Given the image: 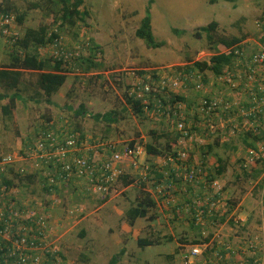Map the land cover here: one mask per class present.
<instances>
[{
	"label": "rangeland",
	"instance_id": "rangeland-1",
	"mask_svg": "<svg viewBox=\"0 0 264 264\" xmlns=\"http://www.w3.org/2000/svg\"><path fill=\"white\" fill-rule=\"evenodd\" d=\"M9 1L19 12L26 14L23 24L16 26L18 35L25 28H36L47 20L45 13L29 10V3L35 0H0V3ZM83 2V7L89 12L86 25H79L77 29L54 27L53 30H57L65 45H79L84 58L91 55L92 45L97 46L95 56L102 66L88 72H67L65 85L52 95L51 103H47L33 87L34 73H25L18 101L13 105L8 99L0 101L1 153L15 156V167L22 166L36 177L28 183L25 176L13 179L16 173L12 171L8 178L19 179L26 184L25 199L37 200V203L31 202V206L28 201L22 204L26 209L43 211L49 216L53 229L47 239L59 255V264H108L120 250H125V253L117 264H178V242L194 234H186V227H180L177 220L176 224L168 222V217L157 216L154 221L137 219L130 226L125 212L136 203L139 188L123 187L117 183L107 200L100 204L97 200L101 199L86 197L83 187L74 182L69 186L57 185L60 193L57 201L53 202L42 189L48 185V180L33 171L28 163L18 161L19 153L26 141L33 140L42 128L56 121H67L71 129L119 142L148 143L156 139L155 144L161 146L178 142L180 135L164 120L137 116L126 103L125 96L129 98V84L132 82L128 72L135 70L136 73L153 75L157 70L169 71L165 68L171 67L170 71L177 75L184 73L182 68L187 65L207 61L211 52L205 33L199 28L216 19L220 22L217 23L218 36L225 39L254 37V21L264 9V0H216L214 4L197 0H153L150 7L151 33L157 42L162 43L156 49L148 48L135 36L148 0ZM82 42L86 46L83 47ZM8 51L7 43L0 38V66L8 63ZM41 54L47 56V53ZM185 93L186 100L192 104L190 107L193 106L197 96L190 87ZM3 105H10V112L6 115L1 109ZM79 106L83 107L84 114H76ZM106 113H112L114 122L94 119V115ZM234 141L239 144L240 138ZM226 158L230 161V155ZM235 164L230 176L225 175L226 179H232L228 193L241 202L244 200L241 214L245 218L248 217L245 210L251 214L247 218L250 228L264 229V163L257 166L263 171L256 179L250 177L248 170L236 169ZM147 186L152 190L150 184ZM138 239L152 240L155 245L141 247Z\"/></svg>",
	"mask_w": 264,
	"mask_h": 264
},
{
	"label": "built area",
	"instance_id": "built-area-1",
	"mask_svg": "<svg viewBox=\"0 0 264 264\" xmlns=\"http://www.w3.org/2000/svg\"><path fill=\"white\" fill-rule=\"evenodd\" d=\"M254 28V37L230 47L218 46L220 54L230 57L218 74L192 70L176 75L167 67L169 71L157 70L152 77L136 76L128 90L147 117L164 120L185 144L176 157H150L156 170L172 177L174 187L189 200L185 213L199 227L197 237L178 244V264H264V229H251L247 218L230 209L222 188L208 179L206 165L194 159V151L207 143L208 136L217 137L220 143L249 136L252 146L246 148L240 169L264 160V9ZM0 36L12 44L18 36L13 18L2 13ZM52 48L54 58L62 57L66 69L71 58L82 54L79 45L73 51L65 50L61 39ZM187 87L197 96L191 107L186 100ZM33 140L30 150L19 153L18 161L46 178L44 189L49 192L48 187L75 182L102 199L126 169L128 175L138 174L143 179L149 169L148 156L137 141L93 138L79 132L59 134L52 128ZM16 163L15 156L0 150V243L9 245L4 264H59L56 249L47 239L53 229L49 216L18 204L13 189L1 183L10 168L25 176V168L15 167ZM146 183H151V176ZM155 191L161 197L172 194L164 185ZM48 195L57 201L51 192ZM166 200L179 199L172 195Z\"/></svg>",
	"mask_w": 264,
	"mask_h": 264
},
{
	"label": "trees",
	"instance_id": "trees-1",
	"mask_svg": "<svg viewBox=\"0 0 264 264\" xmlns=\"http://www.w3.org/2000/svg\"><path fill=\"white\" fill-rule=\"evenodd\" d=\"M215 1L216 0H208L210 4H214ZM224 1L234 2L235 0ZM152 3L153 0H148L145 15L140 20L139 26L135 31V36L136 38L143 40L148 48L156 49L161 47L162 43L157 42L151 33L150 7ZM83 4V0H35L29 3V10H37L41 13H45V18L47 20L43 23H40L36 28H25L22 34L17 36L13 44L3 38L7 43V47L9 49V60L7 64L0 66V88L2 89V92H0V101L8 99L11 105H13L15 101H18L21 98L20 85L22 84V79L25 73H34L36 75V79L33 87L40 95H42V97H44L47 103H51L50 98L52 97V95L57 93L58 90L65 85V82L68 79L66 74L67 72H69L70 70H80L82 72H88L92 69H99L102 66L101 61L97 58V56H95V53L98 52L96 51L97 46L93 45L90 47L91 55H89L87 58H84L83 54L71 58L72 60L68 69L64 68L66 67V62L62 57L54 58L53 56L54 50L52 46L54 45L55 41L59 39L62 40L65 50L67 49L73 51L74 49H76L72 45H65L62 37L59 36L57 30H53V28L57 27L58 29H77L79 25H86V22L89 19V12L86 8L83 7ZM0 13L11 16L16 26H21L26 17V14L19 12L17 8H15L10 3V1L0 3ZM217 27V22L212 21L207 24V26L199 28L202 32L205 33L208 43V50L209 52H211V54L207 61H197L182 68L187 73H189V71L191 72L192 70H199L218 74L221 69L230 61V57L228 55L220 54L218 52V46L224 45L226 47H230L244 40V37H233L230 39H225L223 36H218L216 33ZM173 31L176 32L175 30ZM0 38L2 37L0 36ZM82 46H86V43L82 42ZM42 52L47 53V56H43L41 54ZM125 101L137 116L146 117L142 107L138 104V102L132 101L126 96ZM1 109L2 112L6 115L10 112V105H3ZM76 114H84V109L82 106H79ZM94 119L97 121L104 119L109 122H114V116L112 115V113H106L103 115L97 114L94 115ZM68 125L69 124L67 123V121L52 122L49 126H45L44 128H42L39 133L47 130L48 128H52L53 130H56V133L59 134H63V132H79L82 136H91L94 138V136L92 135L71 129L68 127ZM102 138L110 139L107 137ZM155 140L148 143L141 142L144 147L145 153L148 156V159L146 161L147 163H149V169L146 172L145 178L143 179V177L138 174L128 175V172H126V174L119 176L118 179L113 181V186L110 188V191L117 183H121L123 187L135 186L139 188L140 192L139 196L136 199V203L131 205L125 212L126 220L128 221L129 225H134L137 219H147L149 221H154L157 216L160 218L168 217V222L175 223V221L177 220L180 227L185 226L187 228V231H185L186 234L190 232L194 234L193 237H186L185 239L179 241L178 244H180L185 240L197 237L198 235L196 229L199 230V227L195 225L193 218H190L186 215V204L189 203V200L184 195H181L179 191L174 187L172 177H165L162 172L156 170V165L149 161L158 156L166 157L165 155L167 154L168 156L176 157V150L178 148L177 142H172L171 145L167 143L165 144V146H161L160 144H155ZM122 141L128 143L127 141ZM129 142L133 143L134 141ZM33 144L34 140L29 139L28 141H26L20 153L24 155V152L27 149L30 150ZM172 145H174L175 147H173ZM250 146L252 145L250 144ZM150 157L153 158L151 159ZM191 160L193 159L191 158ZM12 171L15 172L16 170L14 168H10L9 172L11 173ZM261 172L262 169L254 168L251 170V172H249L251 173L250 177L252 179H256ZM15 173L16 175L13 179L22 178V174L18 172ZM24 175L28 179V183H31L33 181V178L35 177L34 173L29 172H26ZM149 176H151V183L149 184L151 185L152 190H149V187L147 186L149 184L146 183ZM13 179L4 178L2 179L1 183L8 189H13V187L16 186L17 190L23 189L25 191V189L27 188L26 184H22L21 180L19 179ZM160 185H164L165 187H167L172 194L166 195L165 197L159 196L155 190ZM63 186L69 185L66 184ZM81 186L84 188L82 191L86 197L90 199H92V197H94L95 199H100L93 195L90 191H87L85 186ZM42 189L46 196L51 192L54 198H58L60 193V190L56 187H48L50 192L44 188ZM172 195L178 197L179 200H177V202L173 201L174 203L166 200L168 196ZM24 197L25 196L21 197V199H23ZM47 197H49V195ZM108 197L109 195L106 193V195L101 200L97 201L100 204L104 203ZM13 199L16 200L18 204H23V202L19 199H16L14 197ZM227 203L228 207L232 209V205L231 203H229V200L227 201ZM190 210L192 209L190 208ZM247 218H249V216ZM247 222L248 220L246 221V224ZM138 245L141 247H146L155 245V242L148 239H138ZM8 247L9 245L0 243V264H4L5 258L3 257V255ZM124 253L125 250H120L118 254L111 257L108 264H117L119 258ZM56 255L59 256L58 254Z\"/></svg>",
	"mask_w": 264,
	"mask_h": 264
},
{
	"label": "crops",
	"instance_id": "crops-1",
	"mask_svg": "<svg viewBox=\"0 0 264 264\" xmlns=\"http://www.w3.org/2000/svg\"><path fill=\"white\" fill-rule=\"evenodd\" d=\"M197 1L199 3H202L203 1L205 3L208 2V0L207 1L197 0ZM208 4L210 3L208 2ZM214 21L217 22L218 24L220 23L218 19ZM239 138H240V142L239 144H236L234 140L239 139ZM252 140L253 138L249 136H237L229 143H220L217 137L208 136L207 143L202 145L201 147H197V149L194 151V159L196 161L197 160L201 161L202 163L206 165L208 169V179L210 181H215L218 183V185L222 188L224 195L229 200V203H231L232 208L236 209V211L240 213L243 211L242 204L244 200H242L241 202L238 199L229 195L228 187L231 185L230 181H232V179L231 178H229V180L226 179L225 175L228 174L230 176L229 172L233 168V164L235 163L237 164V165L235 164L236 169H240L238 168L239 167L238 164L240 165L241 159L244 156L246 148L249 147L250 144L252 145ZM228 155H230V161L226 158ZM165 156H168V154ZM161 157L163 156H158L155 158H161ZM225 159L226 161H224ZM263 163H264V160L257 163L255 166H250V168L248 169V172H251L252 169L257 168L258 165L260 164L262 165ZM259 168L262 169L263 171L262 167H259ZM13 191H14V196L20 201H22L23 204L25 202L27 203V201L29 202V205L31 202L37 203V200H29V199H25V197L21 199V197L24 196L22 195L24 194L23 189L17 190L15 186L13 187ZM73 191L75 192V189H73ZM245 214H248V216L251 215L248 212V210H245ZM173 224H176V223H173Z\"/></svg>",
	"mask_w": 264,
	"mask_h": 264
},
{
	"label": "bare ground",
	"instance_id": "bare-ground-1",
	"mask_svg": "<svg viewBox=\"0 0 264 264\" xmlns=\"http://www.w3.org/2000/svg\"><path fill=\"white\" fill-rule=\"evenodd\" d=\"M131 71H133V72L135 73V75H130V74L128 73V77L131 78V80H132V82L129 84V88H131L132 83L134 82L136 76H151V77L153 76L152 74H149L148 72H144V73L137 72V73H136L135 70H131ZM128 96H129V95H128ZM129 98H130L132 101H134L130 96H129ZM177 143H178V148H177V150H176V153H177L179 150H181V149L185 146V144H184L183 141L181 140V137H180V139L178 140Z\"/></svg>",
	"mask_w": 264,
	"mask_h": 264
},
{
	"label": "clouds",
	"instance_id": "clouds-1",
	"mask_svg": "<svg viewBox=\"0 0 264 264\" xmlns=\"http://www.w3.org/2000/svg\"><path fill=\"white\" fill-rule=\"evenodd\" d=\"M248 38V37H247ZM248 170V169H247ZM244 171V170H243Z\"/></svg>",
	"mask_w": 264,
	"mask_h": 264
}]
</instances>
